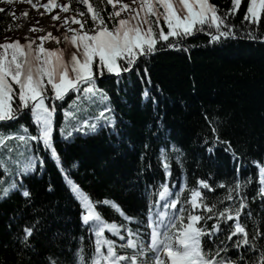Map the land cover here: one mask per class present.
I'll list each match as a JSON object with an SVG mask.
<instances>
[{"label":"trees","instance_id":"trees-1","mask_svg":"<svg viewBox=\"0 0 264 264\" xmlns=\"http://www.w3.org/2000/svg\"><path fill=\"white\" fill-rule=\"evenodd\" d=\"M89 2L101 9L111 28L114 21L108 20V14L113 11L112 5L107 0ZM210 3L220 15H226L232 7L231 0H210ZM77 6L87 11L83 5L73 4ZM246 7L247 0H244L240 10L227 17L234 38H222L221 42L211 44L207 34L198 32L187 38L188 52L164 48L150 58H142L140 76L135 71L124 74L119 83L115 76L108 74L98 78V88L107 94L114 109L119 136L105 129L94 135L75 134L68 141L62 140L60 129L65 124L66 111L76 113L75 119H69L70 127L66 131H70L77 120L82 123L84 119L98 116L103 106L83 98L78 100L77 93L56 102L59 107L54 116L55 148L71 178L91 199L111 200L129 217L147 223L148 204L154 200L150 193L158 194L162 183L167 182L169 187L175 184V191L185 186L183 195L187 197L189 189L198 188V180H206L213 188L211 192L202 190L206 202L217 203L222 210L231 201L225 199L227 187L217 185L221 182L233 185L237 171L230 152L224 150L226 145L218 144L212 155L207 152L211 144H205V140L214 138L215 126L220 138L231 142L245 165L241 179L253 177L247 189L249 208L243 210L241 223L250 233L257 227L264 229V205L258 197L252 200L258 191V170L252 161L264 163V18L258 25L245 21ZM11 22V17H0L1 37ZM86 27H92L90 17ZM249 32L256 38H250ZM57 48H67L66 56L74 51L63 39L49 50ZM145 68L148 76H143ZM146 88L149 89L147 99L143 96ZM22 125L31 134L36 133L28 112L16 121L0 122V135H15ZM172 144L183 152V167L173 157L171 175L166 178L159 153L162 146L170 150ZM39 149L37 154L44 161L42 174L37 165L34 174L23 178L24 186L31 192L30 200L15 191L0 200V264H47L46 257L50 254L60 256L65 264H72V253L81 247V236L87 254L90 256L94 251L95 237H90L81 226L78 202L71 197L48 151L42 144ZM27 155L25 145L14 139L0 147V160L8 161L9 168L6 173L5 166L0 164V194L4 187L19 179L10 173L23 168ZM50 186L52 191L48 190ZM102 213L106 222L127 224L110 207H104ZM37 219L40 220L38 231L30 240L33 248L24 249L16 234ZM214 222L209 221V227ZM129 226L137 227L134 223ZM222 228H225L222 234L225 238L228 232L223 224ZM106 236L120 243L118 237L109 233ZM130 251L123 250L121 254H130Z\"/></svg>","mask_w":264,"mask_h":264},{"label":"snow or ice","instance_id":"snow-or-ice-1","mask_svg":"<svg viewBox=\"0 0 264 264\" xmlns=\"http://www.w3.org/2000/svg\"><path fill=\"white\" fill-rule=\"evenodd\" d=\"M5 2L10 3L11 0ZM28 2L37 11L43 7L47 13H52L55 8L63 13H73L63 19L61 26L66 29L63 36L65 44L74 51L66 56L67 48L46 49L43 46L45 40L60 43V37L50 32L40 36L41 43L35 47V40L27 36L24 44L19 40L8 42L10 38L0 43V122L16 121L30 112L36 126L35 134L22 125L15 135H0V147L5 146L7 140L14 139L24 144L29 153L23 168L10 173L19 179L3 188L0 200L8 198L13 191L30 200L31 192L24 186L23 178L34 174L37 165L42 174L44 161L37 154L42 144L56 162L71 197L79 204L81 226L90 237H95L94 251L90 256L83 246L84 237H80L81 247L72 253V264H264V229L257 227L254 233H250L241 223L243 210L249 208L247 189L253 183V177L249 175L241 179V169L245 165L231 142L220 138L217 127L213 126L212 129L214 138L211 141L206 139L205 144H211L207 148L209 155L214 153L218 144H224L225 152H230L232 156L237 171L235 183L231 186L224 182L217 185L219 188L227 187L225 199L231 204L222 210L217 203L208 204L202 190L211 192L213 188L206 180H198V188L189 189L190 195L187 197L183 195L185 186L175 191V184L170 189L169 184L164 182L160 185L158 199L150 200L148 204L147 223L143 219L129 217L111 200L91 199L61 163L54 140V116L59 107L56 102H62L70 93H77L78 100L83 98L102 105L103 110L98 116L84 119L82 123L77 120L70 131H66V128L70 127L69 119H75L76 113L66 111L65 124L60 129L62 140L68 141L75 134L94 135L105 129L119 136L114 109L107 94L98 88V78L108 74L115 76L119 83L124 74L131 75L135 71L140 76L142 58H150L164 48L188 52L190 47L185 42L198 32L207 34L211 44L221 42L222 38H234L227 17L234 16L244 0H231L232 7L226 15L218 14L217 7L210 0H132L131 4L107 0V4L113 8L108 14V20L114 21L111 28L101 15V9L94 7L89 0H68L67 3L47 0L44 4H39L38 0L37 3ZM74 3L83 5L87 11L73 7ZM6 11L0 8V13ZM122 13L126 15L122 16ZM22 15L27 17L28 13ZM89 17L91 28L86 27ZM262 18L264 0H247L244 20L258 25ZM51 19L59 21L60 16L52 15ZM73 24L79 27H71ZM29 30L35 32L38 29L34 26ZM248 35L256 38L251 32ZM143 76H148L147 68ZM141 79L143 81V77ZM147 83L151 84L150 78ZM143 96L145 99L149 97L148 88ZM173 157L182 168V150L175 144L171 145L170 150L161 147L159 160L166 178L171 175ZM252 163L258 169L259 176L257 196L252 200L254 202L258 197L264 205V163ZM0 164L5 166L4 170L8 173V161L0 160ZM48 190L52 191L51 186ZM150 195H156V192ZM219 203L223 204V201ZM104 207L118 212L127 224L106 222L102 213ZM247 215L251 216V212ZM213 220L215 222L209 227V221ZM133 223L137 227L129 226ZM39 224L40 220L37 219L16 234L22 248H33L30 240L38 231ZM222 224L228 232L225 238H222L225 231ZM106 233L118 237L120 243L108 238ZM145 237H149L150 243ZM123 250L131 251L130 254H121ZM69 252L72 250L69 249ZM46 260L47 264H65V260L56 254H50Z\"/></svg>","mask_w":264,"mask_h":264},{"label":"rangeland","instance_id":"rangeland-1","mask_svg":"<svg viewBox=\"0 0 264 264\" xmlns=\"http://www.w3.org/2000/svg\"><path fill=\"white\" fill-rule=\"evenodd\" d=\"M47 0L44 1L46 3ZM58 3H66L65 0H57ZM122 3H128L131 4L132 0H121ZM22 0H11V2H5V0H0V8H4L7 11L4 13H0V17L3 16V18L11 17L12 22L7 25L6 31L4 36H0V43L5 42L6 38H10L8 42H11L12 40H19L20 43H26L25 36L28 37L30 40H35V45H39L41 42L39 40L40 36H45L47 33H52L53 36L60 37V40L63 39V36L65 34V27L61 26L63 19L66 16H70L73 13H63L60 11L59 8L53 9L52 13L45 12L43 7L39 8V11H37L36 8L32 9H22L21 8ZM119 5V4H118ZM135 7L136 5H132ZM118 9V7H117ZM27 12L28 16L25 17L22 15V13ZM12 13H15V15H12ZM43 14V15H41ZM59 14L60 20L59 21H53L51 19L52 15ZM122 16H125L126 13H122ZM41 16L47 17L49 19L48 24L42 25L41 23H37L39 21V18ZM28 25L30 27H28ZM36 27L38 30L35 32L30 31L32 27ZM73 28H78V25H71ZM70 35V33H69ZM55 40H45L43 46L46 49H53L56 45ZM190 195V194H189Z\"/></svg>","mask_w":264,"mask_h":264},{"label":"bare ground","instance_id":"bare-ground-1","mask_svg":"<svg viewBox=\"0 0 264 264\" xmlns=\"http://www.w3.org/2000/svg\"><path fill=\"white\" fill-rule=\"evenodd\" d=\"M44 1L45 0H38V3L44 4ZM31 2L37 3V0H31ZM21 8L22 9H32L33 7L31 6V3L28 2V0H22ZM48 22H49V19L47 17L41 16L39 18V23H41L42 25H46V24H48ZM28 27H30V26L28 25Z\"/></svg>","mask_w":264,"mask_h":264}]
</instances>
